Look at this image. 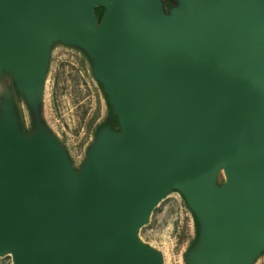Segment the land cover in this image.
Masks as SVG:
<instances>
[{"label":"water","instance_id":"95a60500","mask_svg":"<svg viewBox=\"0 0 264 264\" xmlns=\"http://www.w3.org/2000/svg\"><path fill=\"white\" fill-rule=\"evenodd\" d=\"M182 3L0 0L2 57L30 93L51 31L92 41L120 125L80 183L16 145L4 103L0 252L14 264H153L134 237L171 185L205 218L200 261L242 264L264 242V0Z\"/></svg>","mask_w":264,"mask_h":264},{"label":"rangeland","instance_id":"374dc122","mask_svg":"<svg viewBox=\"0 0 264 264\" xmlns=\"http://www.w3.org/2000/svg\"><path fill=\"white\" fill-rule=\"evenodd\" d=\"M168 14L172 9L189 11L182 0H160ZM6 28L0 21V111L4 103L14 142L35 156L46 150L82 182L96 154L110 141L107 132L119 133L112 100L97 74L92 41L51 31L30 93L20 66L2 57ZM31 96L35 99L32 102ZM0 118V150L2 148ZM225 169L218 165L213 186L225 184ZM205 218L190 202L185 190L171 185L156 204L134 241L153 257V264H217L211 257L202 262L197 254L205 240ZM211 226L207 223L206 231ZM242 264H264V242L248 249ZM0 264H14L10 252H0Z\"/></svg>","mask_w":264,"mask_h":264},{"label":"trees","instance_id":"16d2710c","mask_svg":"<svg viewBox=\"0 0 264 264\" xmlns=\"http://www.w3.org/2000/svg\"><path fill=\"white\" fill-rule=\"evenodd\" d=\"M103 13H104V9H102V8H97V9L95 10L96 17H98L99 19L102 18Z\"/></svg>","mask_w":264,"mask_h":264},{"label":"bare ground","instance_id":"6f19581e","mask_svg":"<svg viewBox=\"0 0 264 264\" xmlns=\"http://www.w3.org/2000/svg\"><path fill=\"white\" fill-rule=\"evenodd\" d=\"M227 176V175H226Z\"/></svg>","mask_w":264,"mask_h":264}]
</instances>
